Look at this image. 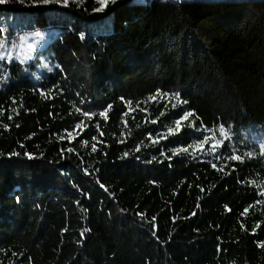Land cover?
Returning a JSON list of instances; mask_svg holds the SVG:
<instances>
[{
	"label": "trees",
	"instance_id": "trees-1",
	"mask_svg": "<svg viewBox=\"0 0 264 264\" xmlns=\"http://www.w3.org/2000/svg\"><path fill=\"white\" fill-rule=\"evenodd\" d=\"M94 7L0 2V264H264V0Z\"/></svg>",
	"mask_w": 264,
	"mask_h": 264
},
{
	"label": "snow or ice",
	"instance_id": "snow-or-ice-1",
	"mask_svg": "<svg viewBox=\"0 0 264 264\" xmlns=\"http://www.w3.org/2000/svg\"><path fill=\"white\" fill-rule=\"evenodd\" d=\"M0 2H3V0H0ZM44 3H48L49 0H43ZM78 2L83 3V0H78ZM57 3H60L62 6L67 7L70 4V0H57ZM95 3L99 5V7H94L93 11L94 12H99L104 10L109 3L111 4H115L116 0H95ZM40 33H36V36H39ZM21 50H22V54L25 56V59H28L31 57V53L35 51V45L32 43H27V38L26 37H21ZM26 44V52L24 51V46ZM0 47H6L5 45H0ZM16 51V48L14 47L12 51H4L3 53H0V60H5L7 61L9 64H11L14 60V56L13 53ZM18 59V57H17ZM23 62V61H22ZM45 67H47V65H45ZM49 71H52V69L49 68ZM157 95H160L159 90H157ZM165 95H170V96H174L176 100H178L181 104H186L187 101L181 100L180 99V93L179 92H175V93H170V94H165ZM151 99H155V96L151 97ZM131 103V102H129ZM173 108L176 107L175 104L172 105ZM85 116L90 115L89 112L85 111L84 112ZM101 115H104V113H101ZM193 116V112L192 111H184L183 115L180 116L178 119L175 120V124H176V129L173 128H168V133L170 134H174L176 131L179 130L180 125H181V121L182 120H188L189 117ZM219 130L221 135L224 137L223 140H218L216 138L215 135H213L211 137V139L213 141H215L214 143L211 144V147L213 149H215L217 146L221 147L222 149L224 148V140L227 139V129L226 126L224 124H220L219 125ZM207 131L209 132H213L212 129H208ZM163 138V139H167V136H163V137H158V139ZM209 139L210 137L208 135H204L202 137V141H201V147H203V145H207L209 144ZM262 149H264V145L261 146ZM93 148L95 149V145H93ZM227 150V149H224ZM135 151H140L139 148H136ZM174 154H179L181 151H183L184 153H188L189 148L188 147H182V148H177V149H173L172 150ZM18 155V154H17ZM129 155V153H124V156ZM162 155H165L167 159L171 160L172 157L171 156H167L166 154L162 153ZM251 153H248V156L251 157ZM153 160H156L157 157L153 156L152 157ZM229 159L234 160V161H241L243 162V157L241 155H232L229 157ZM213 167H216L215 165H212ZM262 195H264V193H262ZM19 201V197L16 198ZM245 211H247V209H245ZM258 226V225H257ZM262 247H264V243L261 244Z\"/></svg>",
	"mask_w": 264,
	"mask_h": 264
},
{
	"label": "rangeland",
	"instance_id": "rangeland-1",
	"mask_svg": "<svg viewBox=\"0 0 264 264\" xmlns=\"http://www.w3.org/2000/svg\"><path fill=\"white\" fill-rule=\"evenodd\" d=\"M4 1V0H3ZM26 3H31V4H49V3H57V0H49L48 3H44L43 0H22ZM73 1H78V0H73ZM85 1V0H83ZM136 2H147L149 0H134ZM165 1H170V0H165ZM61 5L60 3H57ZM40 33L39 36H36V33ZM34 33H30L26 36L27 38V43H32L35 45V51L31 53V57L28 59H25V56L22 54L21 50V40L20 39H12L10 41L4 42L6 47H0V53H3L4 51H12L13 48H16V51L13 53L14 60L22 62V63H30L32 60L38 62V60H41V63L37 65L36 69V75L39 78L44 74V72H48L49 68L52 69V65L50 63L51 57L49 56V53L46 52L48 44L51 42V40L55 37V32L50 31H37ZM24 51L26 52V44L24 46ZM18 57V59H17ZM2 61V60H0ZM47 65V67H45ZM163 98V97H162ZM161 97H155V99H152L153 101H161ZM166 102L168 103H175L176 99L171 97L170 95H166ZM212 136H210L211 138Z\"/></svg>",
	"mask_w": 264,
	"mask_h": 264
}]
</instances>
